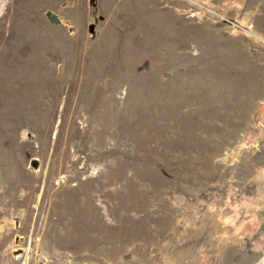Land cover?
I'll use <instances>...</instances> for the list:
<instances>
[{"label": "rangeland", "instance_id": "374dc122", "mask_svg": "<svg viewBox=\"0 0 264 264\" xmlns=\"http://www.w3.org/2000/svg\"><path fill=\"white\" fill-rule=\"evenodd\" d=\"M0 264H264V0H0Z\"/></svg>", "mask_w": 264, "mask_h": 264}, {"label": "water", "instance_id": "95a60500", "mask_svg": "<svg viewBox=\"0 0 264 264\" xmlns=\"http://www.w3.org/2000/svg\"><path fill=\"white\" fill-rule=\"evenodd\" d=\"M51 20H52L53 22H58V21H59V19L56 18V17H53Z\"/></svg>", "mask_w": 264, "mask_h": 264}]
</instances>
